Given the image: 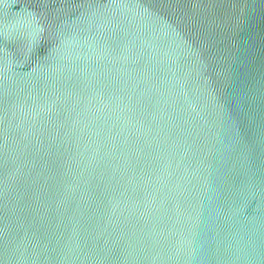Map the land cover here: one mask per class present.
<instances>
[{
	"label": "water",
	"instance_id": "obj_1",
	"mask_svg": "<svg viewBox=\"0 0 264 264\" xmlns=\"http://www.w3.org/2000/svg\"><path fill=\"white\" fill-rule=\"evenodd\" d=\"M0 264H264V0H0Z\"/></svg>",
	"mask_w": 264,
	"mask_h": 264
}]
</instances>
